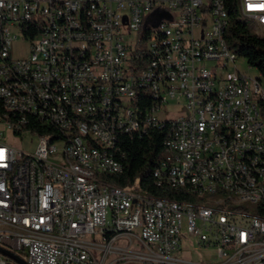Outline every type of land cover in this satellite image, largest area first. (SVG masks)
<instances>
[{
    "label": "built area",
    "instance_id": "built-area-1",
    "mask_svg": "<svg viewBox=\"0 0 264 264\" xmlns=\"http://www.w3.org/2000/svg\"><path fill=\"white\" fill-rule=\"evenodd\" d=\"M249 8L264 16V0H243ZM225 23L221 0H0V99L12 111L0 119L1 251L25 252L26 264H264V221L225 204V195L264 204V75L226 56ZM17 41L28 45L22 58L10 54ZM241 62L246 79L237 78ZM175 100L185 112L170 118ZM21 111L58 122L60 134L16 130ZM149 130L165 132L155 185L189 191L205 209L100 183L123 169L105 167V137ZM25 132L38 139L33 153L7 141ZM229 174L242 194H228ZM125 237L126 249L112 245ZM187 241L213 248L216 261L177 257ZM136 244L141 251L130 250ZM0 264L16 263L0 253Z\"/></svg>",
    "mask_w": 264,
    "mask_h": 264
},
{
    "label": "trees",
    "instance_id": "trees-1",
    "mask_svg": "<svg viewBox=\"0 0 264 264\" xmlns=\"http://www.w3.org/2000/svg\"><path fill=\"white\" fill-rule=\"evenodd\" d=\"M224 4L228 16L225 29L227 48L238 57L246 58L250 66L264 75V38L257 36L255 29H252L253 22L241 13L240 0H224ZM146 104H150L149 96L146 97ZM164 138L163 130H149L142 136L120 135L118 152L116 155L113 152V156L121 162L122 172L101 176V183L139 192L149 199L183 200L180 193L157 187L154 183L153 173L162 156Z\"/></svg>",
    "mask_w": 264,
    "mask_h": 264
},
{
    "label": "bare ground",
    "instance_id": "bare-ground-1",
    "mask_svg": "<svg viewBox=\"0 0 264 264\" xmlns=\"http://www.w3.org/2000/svg\"><path fill=\"white\" fill-rule=\"evenodd\" d=\"M221 7L224 12V16L228 21L224 0H221ZM226 26L227 23L224 24V33ZM161 30H168V23H161ZM224 53L228 57H238L236 54L231 52L226 45H224ZM237 78L246 79V76L242 73L237 72ZM260 110L262 111V119H264V99H260ZM60 111L62 116H70V104L67 102H60ZM8 118H12V111H9V107L6 104H3L2 100L0 99V119H8ZM78 118L87 119L88 110H79ZM13 121L16 122V130H23V126H24L26 130L35 131L36 133L60 134V124L58 122L42 123L38 119H36L35 116H32L29 113V111H21L19 114H13ZM91 124H95V127H104V120H98V117H91ZM105 145L106 146L102 147V154H103V158L105 159V167L107 169L120 170V163L113 156V152L115 154V151L118 150L114 136H106ZM168 153L178 154V146H168ZM77 169L79 171L95 172V164H93L91 161H78ZM202 171H209V164H202ZM153 177H154V173H153ZM228 182L229 184H231L228 187V194H242V186L240 184H236L237 183L236 174H229ZM254 191H261V184H254ZM172 192L180 193L183 200L181 201L169 200L170 204H177V203H181L184 205L197 204V209H205V202H197V196H194L191 192L179 191V187H172ZM149 200L164 201L157 198H150ZM225 204L232 210H243L246 213L256 214L259 216V221H264L263 203L252 202L250 204L249 202H239L233 195H225Z\"/></svg>",
    "mask_w": 264,
    "mask_h": 264
},
{
    "label": "rangeland",
    "instance_id": "rangeland-1",
    "mask_svg": "<svg viewBox=\"0 0 264 264\" xmlns=\"http://www.w3.org/2000/svg\"><path fill=\"white\" fill-rule=\"evenodd\" d=\"M239 7H240V11L243 14V16L249 19L251 22H253L254 27H258L259 31L255 30V33L257 34V36L259 35V37L264 38V33H261V32H264V16L261 14V10H259L258 8H249L248 15L245 14L243 11V0H240ZM27 52H28V45L26 43L17 41L13 43L10 54H11V57L13 58H22L27 55ZM239 66L241 69H237V72L242 73L246 76V70H247L246 64L241 62ZM255 69L256 68L252 67V69H250L247 72L250 75L257 77L258 72ZM166 111H167V116H169L170 118H176L179 115H182L185 112V109L183 108L181 101L178 102L175 100L170 103V107L166 108ZM6 137H7V141L11 145L23 150L26 153H33L35 152L37 148L38 139L32 136L28 132H25L23 135H20V136H12V135H8L7 133ZM131 236L133 238L138 237L139 230L132 231ZM87 240L95 241L96 239L94 236H91V237H88ZM191 243L192 244L194 243V245L189 246L188 251H180L179 253L176 254V256L181 257V258H187L193 261H216L215 250L213 248H199L198 249L194 241L192 242L187 241L186 244L191 245ZM105 245L106 244H104V246ZM112 245L120 249H126L129 246V239L127 237L120 238L117 241H115ZM193 246H195V248H197L198 250L193 251L192 250ZM136 248H138L137 249L138 251H141L139 250L138 244L130 248V250L133 251ZM15 253L19 258L24 260V257L26 254L25 252L19 250V251H16ZM95 256H96V259L98 260L101 259L103 256V251H96ZM111 256H112L111 254H108L105 260L108 262L111 259ZM123 262H126L125 264H137L134 261L127 262V260H123Z\"/></svg>",
    "mask_w": 264,
    "mask_h": 264
},
{
    "label": "water",
    "instance_id": "water-1",
    "mask_svg": "<svg viewBox=\"0 0 264 264\" xmlns=\"http://www.w3.org/2000/svg\"><path fill=\"white\" fill-rule=\"evenodd\" d=\"M0 253L4 254L5 256H7L9 259H11L13 262H15L16 264H26L22 259L8 253V252H4L0 250Z\"/></svg>",
    "mask_w": 264,
    "mask_h": 264
},
{
    "label": "crops",
    "instance_id": "crops-1",
    "mask_svg": "<svg viewBox=\"0 0 264 264\" xmlns=\"http://www.w3.org/2000/svg\"><path fill=\"white\" fill-rule=\"evenodd\" d=\"M183 251H188V250H183ZM185 259H187V258H185Z\"/></svg>",
    "mask_w": 264,
    "mask_h": 264
}]
</instances>
